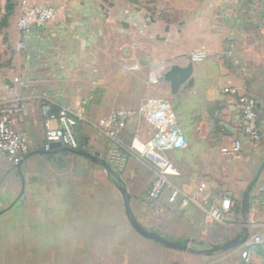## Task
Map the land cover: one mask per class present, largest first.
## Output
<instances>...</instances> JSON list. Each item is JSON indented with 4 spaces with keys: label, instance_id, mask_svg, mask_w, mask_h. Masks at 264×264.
I'll list each match as a JSON object with an SVG mask.
<instances>
[{
    "label": "crops",
    "instance_id": "1",
    "mask_svg": "<svg viewBox=\"0 0 264 264\" xmlns=\"http://www.w3.org/2000/svg\"><path fill=\"white\" fill-rule=\"evenodd\" d=\"M32 1L52 6L57 15L46 28L35 29L25 50L14 49L0 68V102L20 99L22 111L14 127L27 137L30 152L45 149L46 104L74 114L87 98L77 136L84 142L82 149L109 163L112 141L100 132L102 121L117 109L138 108L148 97L168 101L184 141L167 151L178 170L169 180L196 202H170L169 193L152 201L155 174L151 162L136 151L129 153L122 172L109 165L126 187L132 214L144 229L195 243L181 252L139 233L131 237L117 179L102 164L72 153H49L27 159L19 170L0 154V264H247L243 245L210 256L192 253L191 245L208 250L222 231H235L236 236L243 232V194L264 165V2L166 0L163 13L153 15L139 13L138 7L132 12L115 0ZM10 38L15 48L20 41L17 26ZM200 51L207 59L191 62L190 56ZM189 63L194 85L174 94L164 71ZM132 65L140 69L132 71ZM228 87L256 100L261 143L239 133V100L224 95ZM239 137L241 156H227L225 150ZM149 139L150 129L138 117L119 136L127 149L134 140L143 145ZM261 188L264 170L251 194L247 223L249 240L259 236L262 243L251 247L248 264H264ZM224 199L233 206L216 221L212 209ZM107 246L125 252L96 253L92 248ZM63 247L70 252L63 253Z\"/></svg>",
    "mask_w": 264,
    "mask_h": 264
},
{
    "label": "built area",
    "instance_id": "2",
    "mask_svg": "<svg viewBox=\"0 0 264 264\" xmlns=\"http://www.w3.org/2000/svg\"><path fill=\"white\" fill-rule=\"evenodd\" d=\"M250 1L256 4L264 2V0ZM56 15L57 10L50 5L37 4L32 0H23L20 5L18 20L20 41L17 44V49L19 51L25 50L33 31L46 28L55 19ZM207 57V53L200 51L192 54L190 60L191 62H203ZM139 69L138 65L130 67L132 71H138ZM15 82H19V79H15ZM223 93L239 100L241 113L239 133L253 144L261 143L262 133L258 119L257 102L254 97L241 93L235 87H228L224 89ZM87 105L88 99L86 98L74 114L66 108L54 111L49 104L43 107V112L47 117L45 149L48 150L49 145L54 142L61 143L62 146L73 150L81 149L77 128L79 123L84 120ZM21 111L20 99L0 102V154L15 167L30 152L27 137L17 132L14 127V118ZM134 117L140 118L148 125L150 139L143 145L138 144V141L134 140L132 148L127 149L120 144L119 136ZM52 121H56L58 125L52 127L50 125ZM99 130L112 141L108 161L119 172L126 168L128 155L131 151L138 152L151 162L157 175L149 191V198L152 201L157 202L165 193H169L170 202H175L179 198L182 199L183 206L196 202V198L184 195L169 180L170 176L178 175V170L168 160L167 151L179 148L182 131L176 112L168 101L158 97H148L136 109H117L102 121ZM242 150L243 139L239 137L233 140L231 146L225 150V154L229 157L239 158ZM263 191L264 189L261 188L260 192ZM232 206L230 199H224L221 207L212 209L211 217L216 221H222ZM261 243V238L255 236L243 245L241 256L245 263L248 264L250 262L251 247Z\"/></svg>",
    "mask_w": 264,
    "mask_h": 264
},
{
    "label": "water",
    "instance_id": "3",
    "mask_svg": "<svg viewBox=\"0 0 264 264\" xmlns=\"http://www.w3.org/2000/svg\"><path fill=\"white\" fill-rule=\"evenodd\" d=\"M112 5V4H110ZM149 17V16H148ZM147 17V18H148ZM152 22H155L153 18H151ZM127 26V25H126ZM193 75V63H189L185 67H180L178 65H171L168 69L164 71V80L169 82L171 84V90L174 94H177L179 90L184 86V88H189L194 85V79L192 77ZM183 139H180L179 141V147L183 144ZM72 153L74 155L84 157L88 160H91L95 163L102 164L106 169L109 171H112V167L109 165L107 160L101 158L99 153H90L84 149L80 150H73L68 147L62 146L61 143L54 142L49 145V149H43V150H37V151H31L29 152L24 159L21 161V163L17 166V168L20 170L21 166L24 161L27 159L40 155V154H49V153H54V154H61V153ZM264 170V165L260 168L259 172L255 176L254 180L252 183L249 185L245 193L243 194V198L241 201V215L243 219V232L239 233L235 238L232 240H229L223 245H213L210 249L208 250H202V251H196L192 250V253L198 254V255H206L210 256L216 252H229L231 250L237 249L244 245L250 237V233L248 230V215L250 213V207H251V194ZM122 180L120 177L117 178V185L120 193L122 194L124 198V203H125V209H126V214L129 219V222L132 226V228L137 231L141 236L148 240H152L163 247H166L168 249H172L175 251H181V252H187L190 251V244L195 243L194 240L192 241H174L167 239L163 237L160 233L158 232H151L147 231L144 229L138 221L135 219V217L132 214L131 211V206H130V195L124 185L121 184ZM121 184V185H120Z\"/></svg>",
    "mask_w": 264,
    "mask_h": 264
},
{
    "label": "rangeland",
    "instance_id": "4",
    "mask_svg": "<svg viewBox=\"0 0 264 264\" xmlns=\"http://www.w3.org/2000/svg\"><path fill=\"white\" fill-rule=\"evenodd\" d=\"M22 1L23 0H0V21L2 20L4 14L6 12L7 4H12L15 7L14 13H13L12 17L10 18V20H12V21H9L8 27H6L5 29H3L0 32V68L7 65L9 55L10 56L12 55V53L14 52V49H16V51H19L17 49V45L15 48H13L12 42H10L11 41L10 35L12 34V32L14 30H16V26L18 28L20 5H21ZM115 1L118 2L119 4L123 5V6H127V7L131 8L132 12H136L135 7H138L141 9L139 11V13L149 12L153 15H158L159 12H162L161 8H164L165 4H166V0H115ZM163 11H164V9H163ZM150 166H151V164H150ZM151 167L153 169V172L155 174V179H156L157 175L154 171L153 166H151ZM129 227L131 229L130 231H132L131 237H133L134 239L137 237H140V235L138 234L137 231H133V228L131 227L130 223H129ZM235 236H236L235 231H229V230L222 231V234L220 237L217 238L215 245H223L226 242H228L229 240H232L233 238H235ZM92 248L94 249V252H96V253L100 252V253L115 254V253H124L125 252V248H123V247L117 248V247L107 246V247H92ZM132 248L134 249L133 246H132ZM191 248L193 250H196V251L205 250V249H202L201 247H199L198 245H191ZM65 249H67V250H65ZM63 250H64V251H62L63 253H69L70 252L69 247H63Z\"/></svg>",
    "mask_w": 264,
    "mask_h": 264
},
{
    "label": "trees",
    "instance_id": "5",
    "mask_svg": "<svg viewBox=\"0 0 264 264\" xmlns=\"http://www.w3.org/2000/svg\"><path fill=\"white\" fill-rule=\"evenodd\" d=\"M14 9L15 7L12 5V4H7V7H6V12L2 18V20L0 21V32L5 29L6 27H8V24H9V20L10 18L12 17L13 13H14ZM78 139L80 141V145H81V149L83 148L84 146V142L83 140L78 136ZM110 175H111V178L113 179H117V173L115 171H110ZM238 214L240 213V208H238Z\"/></svg>",
    "mask_w": 264,
    "mask_h": 264
}]
</instances>
